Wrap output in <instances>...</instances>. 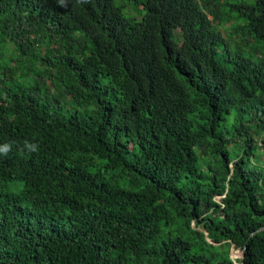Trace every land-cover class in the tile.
<instances>
[{"label": "trees", "instance_id": "1", "mask_svg": "<svg viewBox=\"0 0 264 264\" xmlns=\"http://www.w3.org/2000/svg\"><path fill=\"white\" fill-rule=\"evenodd\" d=\"M263 135L264 0H0V264H264Z\"/></svg>", "mask_w": 264, "mask_h": 264}, {"label": "clouds", "instance_id": "2", "mask_svg": "<svg viewBox=\"0 0 264 264\" xmlns=\"http://www.w3.org/2000/svg\"><path fill=\"white\" fill-rule=\"evenodd\" d=\"M86 3L87 0H84ZM24 147L28 150V152H36L38 150V146L36 144L28 143L26 142ZM11 151V145L9 144H4L0 146V154L7 156V154Z\"/></svg>", "mask_w": 264, "mask_h": 264}, {"label": "rangeland", "instance_id": "3", "mask_svg": "<svg viewBox=\"0 0 264 264\" xmlns=\"http://www.w3.org/2000/svg\"><path fill=\"white\" fill-rule=\"evenodd\" d=\"M126 11H127V13H128L129 15H131V16L139 17L138 14L135 13V12L131 9V7H129V6H127ZM209 18H210V17H209ZM224 35H226V31H224ZM11 55H14V54L12 53V54H10V56H11ZM8 57H9V55H8ZM262 137H264V135H263ZM217 198H218V197H217ZM240 256H241V252H240V251H238V250H234V249H231V257H232V258H238V257H240Z\"/></svg>", "mask_w": 264, "mask_h": 264}]
</instances>
